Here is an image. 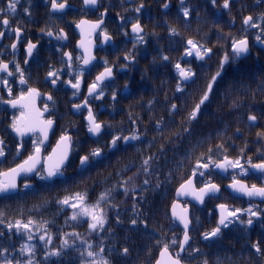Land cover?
Listing matches in <instances>:
<instances>
[{
  "label": "trees",
  "instance_id": "16d2710c",
  "mask_svg": "<svg viewBox=\"0 0 264 264\" xmlns=\"http://www.w3.org/2000/svg\"><path fill=\"white\" fill-rule=\"evenodd\" d=\"M263 1L257 0V5ZM182 2L178 4L179 9L198 12L192 14L193 19L201 18L202 11L216 9L225 11V17L228 14L233 17L237 9L234 0L229 1L228 8L223 7L224 0ZM261 9L257 6V11ZM182 16L183 24L178 22L180 16L174 11L161 15L157 26L146 24L148 36L139 60L144 68L143 85L132 81V92L126 98L106 103L109 112H103L102 117L105 135L96 141L84 136L86 144L82 145L80 156H89L87 164H80L81 157H71L63 178L47 181L34 176L25 180L31 184L17 194L0 195V253H3L0 264H5V258L12 264L16 260L26 264L29 258L33 264H89L101 258L109 264H154L165 245L176 249L182 237V229L170 215L178 186L197 171H210V179L217 181L215 164L225 157H251L250 148L257 141H264L261 119L258 124L248 119L250 115L260 116L252 107L256 98L263 97L254 91L264 90V81L259 88L255 80L246 78L257 73L255 68L259 66L240 62L237 68L229 62L235 56L231 45L236 33L228 22H209L207 42L201 31L202 22H192L191 31L186 33L185 15ZM189 40L198 43V47L211 49L212 60H223L226 55L228 60L222 69L221 64L214 65L216 73L220 71L222 75L219 80L189 79L182 82L184 86L178 91L176 84L181 80L177 64L197 75L213 72V68L209 70L197 60L194 49L192 55L187 54ZM209 84L212 87L208 100L200 105L196 118L190 119ZM133 135L139 139H123ZM114 137H121L115 146L112 145ZM96 149L100 155L94 157L91 153ZM149 157L145 172L143 162ZM198 161L209 163V168L198 167ZM106 191L109 197L100 201L105 219L103 228L90 229L92 221L87 216L71 219L80 209L70 207L74 201L70 200L69 205L59 203L80 193L86 196L87 206L96 203ZM29 220L33 223L27 230L21 228L19 233L15 227H8L16 221L23 224ZM204 225L210 227V222ZM196 230L197 226L194 235ZM29 234L33 237L31 240ZM41 235L45 240H40ZM25 244L33 248L31 257L20 253ZM88 245L92 247L89 249ZM87 250L94 251L96 256L87 257ZM53 251L60 254L50 255Z\"/></svg>",
  "mask_w": 264,
  "mask_h": 264
},
{
  "label": "flooded vegetation",
  "instance_id": "af4514ba",
  "mask_svg": "<svg viewBox=\"0 0 264 264\" xmlns=\"http://www.w3.org/2000/svg\"><path fill=\"white\" fill-rule=\"evenodd\" d=\"M234 1L237 9L233 17L229 14L225 17V11L216 9L202 11L201 18L193 19L192 14L198 12L189 9V14L184 16L186 27L183 29L187 33L193 27L192 22H202L204 27L201 31L208 42L209 22H228L230 29L236 33L234 40L246 38L249 49L247 53L233 56L229 62L237 68L240 62H251L259 66L255 68L257 73L246 78H252L257 82L256 86L261 88L264 81V1L258 5L257 0ZM57 3H64L66 6L64 9L54 10L52 0H20L15 13L0 14V19L8 18L10 21L8 27L0 24V32L4 33L0 37V63L8 64L7 71H0V140L3 141L0 147L5 153L0 157V173L24 163L29 155L35 154L37 146L42 157V164L34 175L25 173L20 177L19 191L25 185L31 184L25 181L26 179L46 176L45 159L50 156L61 136L69 137L70 157H83L80 153L82 145L86 144V141H83L84 136L96 141L105 135L106 125L102 117L103 112H109L106 103L126 98L132 92V81L143 85L144 68L142 62L139 64V60L143 56L148 36L149 26L146 24L157 26L161 15L171 11L180 16V24L184 22V9L178 7V4L183 3L182 0H97L95 5H85L84 0H57ZM7 4L8 0H0V8L6 10ZM165 4L167 7H164ZM141 5L143 7H140ZM257 6L262 9L257 11ZM137 8L140 10L136 11ZM240 8L243 9L242 12ZM213 16L217 18L213 19ZM249 16L253 17V23L258 25L257 27L243 23ZM82 21L84 23H81ZM97 23L99 27L93 29L92 25ZM137 23L143 29L139 34L143 41L137 39V34L132 32V25ZM17 27L21 29L19 37L14 31ZM49 32L52 35H48ZM106 36L113 42L105 39ZM257 36L261 39L257 40ZM29 43L36 46L31 55L27 52ZM213 43L216 44V35L213 37ZM13 44L16 45L15 49L12 48ZM190 47L188 45L187 49ZM194 50L196 53L198 49ZM231 52L233 53L232 45ZM212 53L211 51L203 59L197 60L203 62L207 69L213 68V72L205 75L193 73L188 79H184L179 73L181 81L177 82L176 87L182 88V82L193 78L213 80L216 75L214 65H220L222 59L212 60ZM85 59L89 60L88 64L84 63ZM17 65L20 71H17ZM106 69H111V76L97 82V76ZM9 72L12 75H8ZM50 72L56 76H49ZM221 76L216 79L219 80ZM21 79L25 83H21ZM53 79L56 80L55 84L52 83ZM77 80L80 81L79 89L72 87ZM93 83H97V88L90 95L89 88ZM30 89L35 90L33 96H29ZM101 92L103 94L99 95ZM254 92L263 97L254 100L252 109L259 112L260 116L252 122L258 124L261 119L260 125L264 128V90ZM7 101L19 102L13 107ZM89 109L96 122L102 125V131L97 136H91L88 130L90 123L86 118L89 116ZM48 120L53 123L47 129L45 138L40 131L43 126L40 122ZM14 121L20 126L35 124L37 127L35 131L26 132L21 136L11 127ZM250 150L251 157H225L233 161L239 159L243 169L228 168L224 171L217 168V181L210 179V171H206L203 176L199 175L203 180L200 182L196 179V189H201L207 184H216L219 189L215 194H208L203 204L199 205L189 198L180 200L185 207H190V241L182 254L179 253L182 237L176 249L168 250L173 258L179 255L181 264H204L205 261L207 264H264V198L249 197L228 186L235 178L248 188L252 185L264 187V173L253 167L264 163V141H257ZM1 178L2 176L0 180ZM222 204L226 206L225 210L219 207ZM250 208L257 215L252 216L246 211ZM237 209L241 211L235 217H229L233 221L231 224L227 227L220 226L221 231L217 236L205 239V234L219 225L222 211L227 215ZM249 219L252 220L250 225L247 223ZM206 221L210 222V227H205ZM195 226L197 230L194 235ZM254 245H258L261 251L257 252Z\"/></svg>",
  "mask_w": 264,
  "mask_h": 264
},
{
  "label": "snow or ice",
  "instance_id": "6c2138e0",
  "mask_svg": "<svg viewBox=\"0 0 264 264\" xmlns=\"http://www.w3.org/2000/svg\"><path fill=\"white\" fill-rule=\"evenodd\" d=\"M20 2V0H8V4H7V9H2L0 8V14H7V13H15L16 11V6L17 4ZM213 2H215V0H213ZM97 3V0H84V4L85 5H95ZM65 4L64 3H57V0H52V8L54 10H61L65 8ZM140 7H143V5H141ZM164 7H167V4L164 5ZM224 8H228L229 7V0H224ZM140 9L137 8L136 11H139ZM25 11H27V9H25ZM189 14V10L188 9H184V15L187 16ZM262 19H264V16H262ZM9 19L8 18H3L0 19V24H2L5 27L9 26ZM81 23H84L83 21ZM243 23L245 25H250L252 27H257L258 25H256L255 23H253V17L249 16L246 17L243 21ZM79 26V25H78ZM96 27H99V23L92 25V28L95 29ZM17 37H19L21 29L19 27H17L16 29H14ZM143 31L142 27L137 23V24H133L132 25V32L137 34V39H139L140 41H143V37L140 36L139 34ZM4 35L3 32H0V37H2ZM48 35H52L51 32L48 33ZM105 39H109V37H105ZM257 40H260L261 38L259 36L256 37ZM188 45H190L191 47L187 50V54L188 55H192V50L193 49H198L195 53L196 57L198 59H203L204 56L208 55L211 52V49H207V48H203V46H199L194 43L192 40H189ZM36 46L32 43H29L28 48H27V52L29 55L32 54V50L35 48ZM12 48L15 49L16 45L13 44ZM232 49H233V53L235 56H239L243 53H247L248 52V41L247 39H240L238 41H233L232 43ZM67 55V54H66ZM69 59H71V57L69 56ZM165 60L168 59V57H164ZM228 60V56L226 55L224 57V59L221 61V69L223 68V64L224 62H226ZM25 63H27V61H25ZM85 64L89 63L88 59L84 60ZM17 67V71H20L19 65L16 66ZM176 68L180 70V75L184 78V79H188L191 75H193V73H191L190 70H184L180 68V65L177 64ZM8 70V64L5 63H0V71H7ZM220 71H218L216 73L215 76H213V81L216 80V78L220 75ZM8 75H12L11 72L8 73ZM49 76H56L55 73L50 72L48 74ZM107 76H111V69H106L104 73H101L99 76H97L96 81L100 82L102 81L105 77ZM21 83H25V81L23 79H21L20 81ZM56 80L53 79L52 83L55 84ZM4 83L6 84L7 81L5 80ZM80 86V81L77 80L75 84H72L73 88L79 89ZM211 84H209L208 86V91L205 92L204 96L202 97L200 104H198L196 106V110L193 111L190 114V119H195L196 118V111L199 110L200 105L203 104L206 100H208V92L211 91ZM97 88V83H93L90 88H89V94L91 95ZM177 90L179 91L180 88L179 86L177 87ZM35 94V90L34 89H30L29 90V96H33ZM103 93L101 92L99 95H102ZM49 99H51V97H49ZM19 101H7V103H10L13 107H16L17 103ZM79 107V105L77 106ZM173 109H175L176 105L172 106ZM45 111H47V108H45ZM89 122H90V127H89V132L93 133V134H98L101 131V127L102 125L100 123H97L94 116L92 115L91 109H89V116H88ZM248 119L250 121H255L257 119V117L255 115H250L248 117ZM53 121L48 120V121H41L40 124L43 125L42 127H40V131L43 133L44 137L47 138V129L51 127ZM11 127L13 128L14 131L17 132V134L23 136L26 132H30V131H35L37 125L33 124L31 126H20L17 124V122H13V124L11 125ZM121 137H114L112 140V145L115 146L117 141L120 140ZM123 139L125 141H127L128 139H132V140H136L139 139L138 136L133 135L132 137H123ZM69 141V137L67 136H61L60 138V142H58L57 144V149H59L61 147V145H64V151L61 153V155L59 156V158L57 159V161L54 164H50L47 167L46 170V176H41V179H45V178H52L56 175H58L60 173V169L61 166L64 164L65 160L67 159V143ZM41 143H43V141H41ZM3 144V141L0 140V145ZM56 149L53 150V153H56ZM39 152H40V148L39 146H37L35 148V154L34 155H29L28 159L24 161L23 164L17 166L16 168L10 169L7 172H3L0 173V176L4 177L5 179L0 180V194L3 193H7L11 190L16 189L17 185L15 182V178L16 176H18L20 173H30L33 172L36 169V165L40 162L39 161ZM4 150L2 147H0V157L4 156ZM92 156H99L100 155V150L96 149L93 150L91 153ZM49 160H52V157L50 156L48 158ZM210 159V158H209ZM151 160V157L147 158L144 160V165L146 166L144 168V171L147 172L148 168L147 165L149 164V161ZM89 162V156H83L80 158V164L83 166L85 164H87ZM198 167H202V168H209V163H200L198 161ZM216 168L222 169L224 171H227L228 168H242L243 166L240 164L239 159L233 161V160H228L227 158H225L223 163H218L215 164ZM253 167L257 170H259L260 172L264 173V163H260V164H256L253 165ZM195 175V173H193ZM201 176L204 175L203 172L200 173ZM145 184L148 183L147 180H145L144 182ZM192 185V180L189 179L187 181V186H191ZM29 185H25V187H28ZM186 187V185H181V189H184ZM230 187H232L233 189H235V191L243 193L244 195H247L249 197H254V196H259L264 198V187H257L256 185H252L251 188H248L245 185L240 184L239 181H237L235 178L233 179V184L230 185ZM218 186L215 184H207L205 185V187L199 189V191H193L192 195L197 199L200 200L201 202H203V197L206 194H215L216 192H218ZM106 195L105 194H101L99 199L97 200V202L94 205L91 206H86L84 204V201L86 199L85 195H82L80 193H76L74 194V196L72 197H66L64 200L59 201V203L64 204V205H69L70 200L74 201L73 203L70 204V207H72L73 209L76 208H80V211L74 212L71 219L76 220L78 216H87L90 217L92 223L89 224V228L92 230L99 228H103L104 224H105V219H104V214H103V209L100 208V201L105 200ZM175 207L176 205L173 204V215L176 216V212H175ZM222 210L226 209L225 205H220L219 206ZM241 210L237 209L235 212H228L227 215L224 214V212L222 211L221 213V218L219 221V225L213 229L210 233L205 234V239H208L209 236L215 237L217 236L220 231L221 228L220 226H224L227 227L228 224H231L233 221L232 219H230L229 217H235L237 215L238 212H240ZM250 215L255 216L257 215L256 212L252 211V209H247L246 210ZM186 212V210H185ZM180 219V221L183 223L184 225V238H183V242H181L180 244V250L183 251L184 250V245L188 243L190 237L188 235V225H189V220L187 218V215H181L178 217ZM0 223H2V221H0ZM33 221L29 220L28 223H21L20 221H16L15 225H11L9 224L8 227L9 229H11L12 227H15L17 232L19 233L20 229L23 228L25 230H27L29 228V225L32 224ZM133 224L136 223L135 220L132 221ZM247 223L250 225L252 224V220L249 219L247 221ZM42 227V226H41ZM0 235H2V233H0ZM72 235H78L73 233ZM33 237L31 234L28 235V239L31 240ZM40 240H45V236L41 235ZM50 239V238H49ZM173 243H176V241H173ZM68 241L65 240L64 241V245L67 246ZM92 246L88 245V248L90 249ZM254 247L256 248L257 252H260L261 249L259 248L258 245H254ZM4 252H7V249L3 250ZM101 252H103V248L100 249ZM124 253L126 254L128 252V249L125 248ZM33 252V248L27 244L23 245L20 249V253L21 255H23L24 253H28L29 257H31V254ZM3 253H0V255H2ZM59 251H53L50 253V255H59ZM87 257H94L96 256V253L94 251L91 250H87ZM165 254H168V246L165 245L164 246V250L161 252V256H164ZM83 255V253H82ZM5 264H12V261L7 260V258H5ZM15 264H24V262H22L21 260H16ZM26 264H33L32 259L29 258L26 262ZM89 264H109V261L106 259L101 258L100 260H92L89 262ZM157 264H161L160 261H157ZM171 264H181V260L179 258V255H177V257L175 259L171 260ZM204 264H207V261L204 262Z\"/></svg>",
  "mask_w": 264,
  "mask_h": 264
},
{
  "label": "water",
  "instance_id": "95a60500",
  "mask_svg": "<svg viewBox=\"0 0 264 264\" xmlns=\"http://www.w3.org/2000/svg\"><path fill=\"white\" fill-rule=\"evenodd\" d=\"M110 39V38H109ZM108 42V41H107ZM110 42H113V40H111L110 39ZM233 50V49H232ZM95 58V57H94ZM105 72V71H104ZM103 72V73H104ZM103 80H105V79H103ZM102 80V81H103ZM102 81H100V82H102ZM93 115V114H92ZM86 120H87V122H89V119H88V117L86 118ZM90 123V122H89ZM101 131H102V127H101ZM100 131V132H101ZM99 134V133H98ZM98 134H93V133H91L90 132V135L91 136H97ZM60 142V141H59ZM58 144V143H57ZM54 149H56L57 151H56V153L54 154L53 153V151H52V153L50 154V156L52 157V160H49L48 158L50 157H46V159H45V163H44V166H45V172H46V170H47V167L50 165V164H54L56 161H57V159L59 158V156L61 155V153L64 151V145L62 144L61 145V147L59 148V149H57V145L55 146V148ZM67 159L65 160V162H64V164L61 166V169H60V173L58 174V175H56V176H54V177H52V178H47V181H51V180H53V179H55V178H57V177H63L64 176V173H63V169L68 165V163H69V161H70V142L68 141V143H67ZM39 163L36 165V169L33 171V172H30V173H27V174H29L30 176H32V175H34L36 172H37V169L40 167V165L42 164V157H40V155H39ZM23 164V163H22ZM21 165V164H20ZM25 173H20L18 176H16V178H15V182H16V185H17V187H16V189H14V190H11V191H9V192H7V193H3V194H0V195H9V194H15V193H17L18 191H19V179H20V177L21 176H23ZM195 177H196V174L195 175H192L189 179H191L192 180V185L189 187V186H187V181L189 180H186L185 182H183L182 184L183 185H186V187L184 188V189H181V185L178 187V189H177V191H176V200L173 202V204H175L176 205V207H175V212H176V216H174L173 215V204H172V206H171V210H170V213H171V217H172V219L174 220V221H176L183 229H184V225H183V223L180 221V219L178 218L179 216H181V215H184V214H186L187 215V218H188V220H189V225H188V229H187V231H188V235H189V229H190V226H191V221H190V207H185L183 204H182V202L180 201L181 199H184V198H189V199H191L192 201H195L196 203H198L199 205H201V204H203V202H201L200 200H197L193 195H192V192L193 191H199V189H196V186H195ZM3 179H5L4 177H2L1 178V180H3ZM233 183H231V184H229L228 186H229V188H232V187H230V185H232ZM240 184H242L241 182H240ZM216 185V184H215ZM242 185H244V184H242ZM208 194H206V195H204V197H203V201H204V198L207 196ZM185 210H186V212H185ZM184 231H185V229H184ZM189 237H190V235H189ZM183 238H184V234H183V237H182V240H181V242H183ZM189 241H190V239H189ZM189 241H188V243H189ZM188 243L187 244H185L184 245V249H185V247H187V245H188ZM164 250V248L160 251V253H159V258H158V260L157 261H160L161 262V264H171V260L172 259H175V258H173V256L171 255V253L169 252V250H168V254H165L164 256H161V252ZM184 252V250L183 251H181V250H179V253L180 254H182ZM157 261L155 262V264H157Z\"/></svg>",
  "mask_w": 264,
  "mask_h": 264
},
{
  "label": "rangeland",
  "instance_id": "374dc122",
  "mask_svg": "<svg viewBox=\"0 0 264 264\" xmlns=\"http://www.w3.org/2000/svg\"><path fill=\"white\" fill-rule=\"evenodd\" d=\"M103 194H105L106 195V198H108L109 197V193L106 191L105 193H103ZM95 203H93V204H90V205H87V206H91V205H94ZM101 204V203H100ZM80 211V209H77L75 212H79ZM84 216H78L77 218H83Z\"/></svg>",
  "mask_w": 264,
  "mask_h": 264
}]
</instances>
